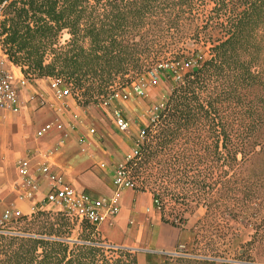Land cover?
I'll use <instances>...</instances> for the list:
<instances>
[{
  "label": "trees",
  "instance_id": "obj_1",
  "mask_svg": "<svg viewBox=\"0 0 264 264\" xmlns=\"http://www.w3.org/2000/svg\"><path fill=\"white\" fill-rule=\"evenodd\" d=\"M196 20L208 31L209 56L141 126L124 170L135 193L152 195L161 222L179 230L193 206L205 207L204 217L252 223L237 255L249 258V246L264 237V171L243 175L250 156L264 162V0H0V48L28 80H58L86 106L146 66L151 34L171 35ZM12 221L23 229L0 230V264H138L133 251L106 245L85 220L71 240L74 220L61 211L38 208ZM195 251L147 253L146 264H246Z\"/></svg>",
  "mask_w": 264,
  "mask_h": 264
},
{
  "label": "crops",
  "instance_id": "obj_2",
  "mask_svg": "<svg viewBox=\"0 0 264 264\" xmlns=\"http://www.w3.org/2000/svg\"><path fill=\"white\" fill-rule=\"evenodd\" d=\"M2 56L5 69H11L18 77L22 75L19 67L8 61L5 54ZM50 84V78L28 81L19 96V111H0V222L6 211L13 219L18 215L29 216L43 208L42 202L52 186L49 176L37 170L45 164L52 173L61 176L64 184L93 197L115 195L119 213L112 222L98 226L100 236L121 240L124 233H128L140 237L148 225L150 234L145 254L171 252L180 241V232L161 222L159 213L144 214V210L154 209L152 195L149 192L135 193L132 188L116 192L112 180L110 182L106 171L112 160L110 149L94 131L90 132L94 130L91 125L96 113L87 107H79L69 96L54 98ZM42 95L48 96L52 103H41ZM127 109L122 108L123 115ZM139 120L141 126H146L141 118ZM46 124H51V128L38 136L37 132ZM20 160L28 161L27 174L33 179L35 188L26 185L19 174L16 165ZM132 211V227L128 228ZM173 233L175 238L171 239ZM144 262L143 257L138 259V264Z\"/></svg>",
  "mask_w": 264,
  "mask_h": 264
},
{
  "label": "rangeland",
  "instance_id": "obj_3",
  "mask_svg": "<svg viewBox=\"0 0 264 264\" xmlns=\"http://www.w3.org/2000/svg\"><path fill=\"white\" fill-rule=\"evenodd\" d=\"M207 8H209V6ZM189 24V21H183L180 31L174 32L171 35L151 34L150 40L153 41V45L150 52L147 53L150 58H148L149 61L146 63V66L140 71L134 69L124 77L117 78L114 83L106 88L92 103L86 106L79 104L78 100L83 99L80 96V92L73 90L75 93H72L71 87L67 85L70 92L69 98L79 107H87L91 112L96 113V119H94L91 126L94 127V132L99 136L100 140H104L110 149L109 154L112 160L106 171L110 182L112 180V185H115V168L119 164H124L126 162V156L131 154L135 147L136 140L140 139L141 122L139 119L141 118L146 125L149 124L148 119L155 120L160 110L164 108L171 91L180 81L178 76L190 70L196 61L204 60L209 56L208 44L205 43L207 37H209L207 29H200L196 26L197 24H201V20H196L191 27ZM212 36L213 38L219 37L217 33H214ZM68 38L69 34L63 31L60 41L64 43ZM2 53H0V59H3ZM175 59H180L178 66H182L181 69H176L177 65L174 64L176 63V61H174ZM6 64H8V62H6ZM159 64H163V67L158 71V82L156 85H149L148 82L151 78V71ZM186 64H188V67ZM39 79H47V77ZM141 81L146 84L145 96L139 97L132 95L130 99L126 100L127 102L119 99L118 96L115 97V94L130 90L132 84ZM52 92L54 93V98H56L55 92ZM119 100H121V102H119ZM104 101L108 102L107 105H103ZM41 103L50 104L52 102L48 100V96L42 95ZM116 106L123 108V110L129 108L124 111V117L129 123L127 131H119L113 123L112 109ZM117 154H119V158H116ZM243 168L245 169L244 176L254 178L256 174L264 171V162H262L259 157L252 155L244 163ZM172 206V203L166 206V213L169 214ZM45 211L57 212V208L52 206ZM144 211L145 215L152 214L153 212L159 213V210L156 208ZM205 213L206 208L203 206H193L191 210L185 213L186 223L183 226V230L176 228L180 232V241L175 244L174 249L171 251L172 253L176 250H181L182 253H190L196 250L195 252L197 254L200 252L218 251L224 256V258L220 256L217 257L216 259L218 261L225 259L231 263L264 264V237L258 239L254 244L249 246V258L237 256L240 255L239 253L243 252V245L251 239V235L254 233L252 223L242 218L221 219L219 216H212L210 214L204 217ZM133 215L134 212L132 211L127 221L128 228L132 227L130 221ZM12 220H14V218L2 221L0 229H23V225L17 224ZM149 229L150 226L147 225L146 231L144 233L142 232L140 237L135 234L130 235L126 233L125 235L124 233L121 240L104 238L100 236L99 232L96 234V237L105 244L129 248L136 254L137 260L143 257L145 260L144 264H146V254L144 250L150 234ZM80 232L81 230L78 222L74 220L70 236L71 240H77ZM195 234H197V243H193ZM174 238L175 235L173 233L171 239Z\"/></svg>",
  "mask_w": 264,
  "mask_h": 264
},
{
  "label": "built area",
  "instance_id": "obj_4",
  "mask_svg": "<svg viewBox=\"0 0 264 264\" xmlns=\"http://www.w3.org/2000/svg\"><path fill=\"white\" fill-rule=\"evenodd\" d=\"M7 58V57H6ZM4 59H0V111L8 112H18L20 109L19 96L22 89L26 86L29 81L23 74L19 77L16 76L11 69H5L3 67ZM176 69H181L182 66H178ZM188 64H186L187 66ZM163 67V64H159L154 70L151 71V78L149 80V85H156L158 82V71ZM188 67V66H187ZM183 74V73H182ZM182 74L178 76L181 80ZM51 88L55 92L56 98H64L70 96L69 89L66 87H61L58 80L51 79ZM132 95L143 97L146 95V84L144 82H138L131 85L130 90H125L122 93L115 94L119 99L126 101L131 98ZM108 102L104 101L103 105H107ZM112 117L116 128L121 131H127L129 127L128 120L124 117L122 108L114 107L112 109ZM51 128V124H46L41 128L37 135L41 136L43 133ZM94 130H90L93 133ZM140 137L142 132L140 131ZM137 153V144L133 148L131 154L126 156V161ZM125 164V163H124ZM124 164H119L115 170L114 186L115 191L119 192L126 188H131V183L127 177ZM19 174L24 179V183L32 188H35L33 179L28 177V161L20 160L16 165ZM37 170L49 176L52 181V186L45 195L42 202V210H47L49 206L57 208V211L65 213L71 220L80 222L85 220L96 228L104 222H112L114 218L118 215L120 206L117 199L114 196L111 197H93L87 194L85 191L80 190L72 185L64 184L61 180V176L54 174L50 171L48 165H40ZM19 216V215H18ZM17 216V217H18ZM11 219L9 212L6 211L2 216V221H7ZM0 222V224H1ZM5 230V229H0ZM10 231V230H7ZM108 246H113L106 244ZM175 254H181V250H176Z\"/></svg>",
  "mask_w": 264,
  "mask_h": 264
}]
</instances>
